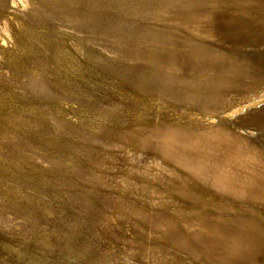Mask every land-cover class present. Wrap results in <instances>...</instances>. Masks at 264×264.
<instances>
[{
	"label": "rangeland",
	"instance_id": "rangeland-1",
	"mask_svg": "<svg viewBox=\"0 0 264 264\" xmlns=\"http://www.w3.org/2000/svg\"><path fill=\"white\" fill-rule=\"evenodd\" d=\"M0 264H264V0H0Z\"/></svg>",
	"mask_w": 264,
	"mask_h": 264
}]
</instances>
